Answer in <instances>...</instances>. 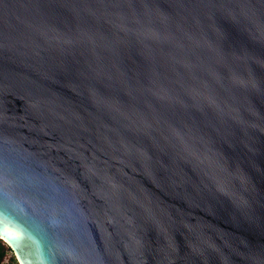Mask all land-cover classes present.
<instances>
[{
	"label": "water",
	"instance_id": "obj_1",
	"mask_svg": "<svg viewBox=\"0 0 264 264\" xmlns=\"http://www.w3.org/2000/svg\"><path fill=\"white\" fill-rule=\"evenodd\" d=\"M0 239L264 264V0H0Z\"/></svg>",
	"mask_w": 264,
	"mask_h": 264
},
{
	"label": "trees",
	"instance_id": "obj_2",
	"mask_svg": "<svg viewBox=\"0 0 264 264\" xmlns=\"http://www.w3.org/2000/svg\"><path fill=\"white\" fill-rule=\"evenodd\" d=\"M0 264H17L10 247L0 239Z\"/></svg>",
	"mask_w": 264,
	"mask_h": 264
}]
</instances>
